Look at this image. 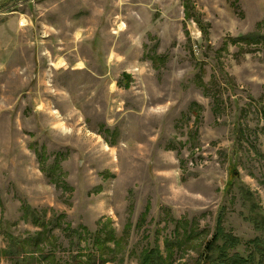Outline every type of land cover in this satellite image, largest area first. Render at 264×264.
<instances>
[{"label":"rangeland","instance_id":"1","mask_svg":"<svg viewBox=\"0 0 264 264\" xmlns=\"http://www.w3.org/2000/svg\"><path fill=\"white\" fill-rule=\"evenodd\" d=\"M218 224L264 239V0H0V264H204Z\"/></svg>","mask_w":264,"mask_h":264},{"label":"trees","instance_id":"2","mask_svg":"<svg viewBox=\"0 0 264 264\" xmlns=\"http://www.w3.org/2000/svg\"><path fill=\"white\" fill-rule=\"evenodd\" d=\"M35 219H38V218H35ZM38 221H41V220H37V223ZM39 224L44 225L43 223H39ZM6 235L9 239L10 246L7 249H5V251L3 252L4 256L12 259L14 263L16 264H21L26 255L25 249L23 247V242L21 240L13 238V236L11 237V235H8V234ZM224 236L228 237V235L225 234L223 228H221L218 224L216 233L213 236L212 240H210L204 246V251H203L204 264H206L209 261L211 264V262L214 263L215 261L218 260L217 258L219 254L216 256V258H214V255H213L214 247L217 245V243L221 241V238L224 239ZM39 240L40 239L32 243L33 248L37 247ZM231 240L232 239L230 238L229 241L231 242ZM252 245H253V252H251L247 258H242L241 256H239V254H234L229 257V249H227V245L225 244V242L221 243L219 246V250L222 253L221 254L222 261L225 264H264V239L256 238L252 241ZM48 250H51V249H48ZM99 257L100 258L98 260H95L94 258L89 257L86 263L81 258L75 259V261H76V264H102L104 263L105 260L101 259V256ZM44 258L47 259V256ZM159 258L160 256L158 255L156 250L150 249V250H147L146 252H141V259H140L139 264H159L160 263ZM216 264H219V261Z\"/></svg>","mask_w":264,"mask_h":264},{"label":"built area","instance_id":"3","mask_svg":"<svg viewBox=\"0 0 264 264\" xmlns=\"http://www.w3.org/2000/svg\"><path fill=\"white\" fill-rule=\"evenodd\" d=\"M20 24H22V23L20 22Z\"/></svg>","mask_w":264,"mask_h":264}]
</instances>
